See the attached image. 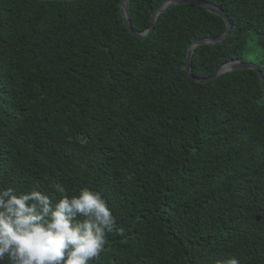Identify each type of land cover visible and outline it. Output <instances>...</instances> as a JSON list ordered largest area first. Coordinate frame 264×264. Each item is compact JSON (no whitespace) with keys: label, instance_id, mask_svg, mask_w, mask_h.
Returning <instances> with one entry per match:
<instances>
[{"label":"trees","instance_id":"1","mask_svg":"<svg viewBox=\"0 0 264 264\" xmlns=\"http://www.w3.org/2000/svg\"><path fill=\"white\" fill-rule=\"evenodd\" d=\"M166 1L127 0L133 30ZM200 1L232 28L195 50L193 77L236 61L264 76V0ZM227 29L186 4L141 39L120 0H0V186L103 193L121 231L95 264H264L259 74L185 70Z\"/></svg>","mask_w":264,"mask_h":264},{"label":"clouds","instance_id":"2","mask_svg":"<svg viewBox=\"0 0 264 264\" xmlns=\"http://www.w3.org/2000/svg\"><path fill=\"white\" fill-rule=\"evenodd\" d=\"M119 231L111 205L90 187L70 194L59 180L49 191L0 186V264H95L108 235Z\"/></svg>","mask_w":264,"mask_h":264},{"label":"water","instance_id":"3","mask_svg":"<svg viewBox=\"0 0 264 264\" xmlns=\"http://www.w3.org/2000/svg\"><path fill=\"white\" fill-rule=\"evenodd\" d=\"M53 1L64 2V1H74V0H53ZM186 4H192V5L202 7L205 10H207L209 13H212L216 16L221 17L228 24V29H227L226 33L223 34L221 37L215 38V39L199 40V41H196L190 45L189 51H188L187 56H186V65H185V70H186L188 76L199 84H206L208 82H211L215 79L222 77L223 75H225L227 73H231V72H235V71H241V70H255L259 74L261 85H262L263 91H264V76H263L262 72L260 71L259 67L253 63H242L240 61H236V62H232V63H229V64L223 66L216 73L215 76H213L209 79H195L193 77V74H192V58H193V54H194L195 50L200 46L218 45V44L222 43L223 41H225V39L229 35L230 30L232 28L231 22L227 16L226 12L223 11L222 9H220L219 7L212 5V4H209L207 2H204V1H200V0H168L159 9H157L156 12L153 14L152 19H151V26L144 33H137L133 30L132 25H131V21L129 18L127 0H120V11H121V15L123 17L124 24L129 29V31L134 36L141 38V39H144V38L148 37L149 35H151V33L154 31L155 24H156L157 20L165 11H167L170 8L177 7L180 5H186Z\"/></svg>","mask_w":264,"mask_h":264},{"label":"rangeland","instance_id":"4","mask_svg":"<svg viewBox=\"0 0 264 264\" xmlns=\"http://www.w3.org/2000/svg\"><path fill=\"white\" fill-rule=\"evenodd\" d=\"M249 60L251 61L252 60V57H249Z\"/></svg>","mask_w":264,"mask_h":264}]
</instances>
